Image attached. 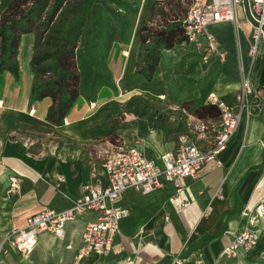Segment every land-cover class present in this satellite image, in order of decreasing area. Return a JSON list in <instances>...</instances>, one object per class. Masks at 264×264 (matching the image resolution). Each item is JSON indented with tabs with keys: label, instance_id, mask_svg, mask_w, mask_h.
<instances>
[{
	"label": "crops",
	"instance_id": "0c3cea01",
	"mask_svg": "<svg viewBox=\"0 0 264 264\" xmlns=\"http://www.w3.org/2000/svg\"><path fill=\"white\" fill-rule=\"evenodd\" d=\"M148 1L133 40L129 41V33L142 13L143 0H137L138 12L130 16L123 39L111 46L107 57L106 71L113 77L106 78L113 81L116 90L101 86L94 102L81 94L60 126L46 120L51 98L31 102L33 33L21 38L19 79L9 71L0 74V264H173L176 255L185 258L186 264H264V221L255 212L264 197V115L242 122L220 154L221 166L209 162L198 178L186 181L183 208L176 206L170 184L149 194L134 188L124 191L118 205L127 208L128 214L107 253L78 257L82 231L96 218L95 212L68 221L62 238L42 233L26 258L10 244L1 248L3 237L24 227L31 215L48 208H69L87 183L105 187L108 178L101 164L109 154L136 146L160 163L163 153H176L183 142L209 149L217 137L218 120L197 117L179 103L190 101L193 109L209 105L210 93L231 103L244 77L264 86L263 47L252 56L251 33L245 29L238 33L230 22L209 27L227 52L225 62L205 70L194 56V47L175 46L161 51L157 73L148 82L135 71L139 30L149 19L155 0ZM157 82L165 89L158 96L170 107L163 129L150 127L146 120L132 124L137 132L140 128L142 134L148 133V153L138 140L130 146H118L104 135L107 139L101 142L94 139L92 131L102 128L103 133L111 125L106 120L114 104L141 92L155 94ZM200 123H205V130L196 128ZM102 150L105 156L100 160ZM252 219L261 232L259 242L234 257L225 255L224 248Z\"/></svg>",
	"mask_w": 264,
	"mask_h": 264
},
{
	"label": "built area",
	"instance_id": "2783aa9c",
	"mask_svg": "<svg viewBox=\"0 0 264 264\" xmlns=\"http://www.w3.org/2000/svg\"><path fill=\"white\" fill-rule=\"evenodd\" d=\"M239 11L243 13V19L238 16ZM244 20L248 21L252 29L250 53L255 56L261 46L264 49V0H196L183 21L186 45L194 47L206 65L213 60L225 62L227 52L209 27L230 22L240 33L244 31ZM207 98L220 110L217 137L209 149L203 150L192 142H183L176 153H163L160 163L150 159L145 151L136 146L109 154L102 162L108 178L105 187L87 183L82 195L69 208H48L31 215L24 227L13 229L3 237L1 248L10 244L26 258L34 251L39 235L51 233L62 238L68 221L78 215L95 212L96 218L88 222L82 231L78 257L103 255L108 252L119 232L121 220L128 214L127 208L118 205V201L123 192L130 188L149 194L170 184L175 190L173 200L176 206L183 208L186 205L183 196L186 181L198 178L202 167L209 162L221 166L220 154L227 149L242 122L253 115H264V86L253 83L249 77L242 79L233 102L228 103L214 93H210ZM196 128L202 131L206 125L200 123ZM255 212L264 221V197L257 204ZM255 222L252 219L247 227L234 236L224 248L225 255L234 257L239 251L249 250L259 242L261 232L255 227ZM173 264H186V260L176 255Z\"/></svg>",
	"mask_w": 264,
	"mask_h": 264
},
{
	"label": "trees",
	"instance_id": "16d2710c",
	"mask_svg": "<svg viewBox=\"0 0 264 264\" xmlns=\"http://www.w3.org/2000/svg\"><path fill=\"white\" fill-rule=\"evenodd\" d=\"M195 2L154 1L149 19L139 30L140 45L135 68L136 73L143 75L148 82L154 80L162 50L187 44L183 21ZM137 12L138 8L129 0H8L0 13V74L9 71L15 79H19L21 38L24 34L33 33L35 41L31 70L34 83L31 102L51 98L52 105L46 120L60 126L81 94L86 95L89 102H94L101 86L108 85L116 90L113 81H109L103 71L107 70L111 46L123 39L130 26V16ZM101 13L112 15L121 26L116 39L104 33L103 22L99 19ZM84 52L91 70L86 87L79 62ZM194 56L205 70L219 64L213 60L206 65L202 63L199 53L194 52ZM164 90L162 82L155 83L156 95ZM189 103L184 101L179 104L197 117L220 121V110L216 104L209 102V105L193 109ZM208 109L212 111L205 114ZM116 127L112 122L102 135L114 142Z\"/></svg>",
	"mask_w": 264,
	"mask_h": 264
},
{
	"label": "rangeland",
	"instance_id": "374dc122",
	"mask_svg": "<svg viewBox=\"0 0 264 264\" xmlns=\"http://www.w3.org/2000/svg\"><path fill=\"white\" fill-rule=\"evenodd\" d=\"M0 13L6 6L8 0H0ZM202 1V0H200ZM133 6L137 7V0H129ZM99 19L103 22V31L106 35H112L113 39H116L118 32L120 31V25L117 23L116 19L112 15L99 14ZM240 19H243V13L241 12ZM141 22V21H140ZM140 24V23H139ZM243 28L248 33L252 32L251 27L248 24L247 20L243 21ZM133 33V30L131 31ZM131 33V34H132ZM115 42V41H114ZM114 44V43H113ZM86 52L84 55L81 54L79 57L80 67L82 71L83 85L86 87L91 76L90 65L88 60L85 58ZM110 71H104L106 77H109L111 74ZM112 76V75H111ZM113 77V76H112ZM134 95V98H130L129 100H125L123 102H119L114 104L110 111L108 112V117L106 123L111 124L115 123L117 126V136H115L114 145H123L130 146L132 144H136L137 140L141 148L149 152L151 149L150 145H148V133L147 134H138L137 129L132 126V123L146 120L145 122L150 127H156L163 129V124L166 118V111L170 109L169 102L165 100L164 97H159L153 93H143ZM189 112V111H188ZM193 116V115H192ZM188 117V116H187ZM189 119H191L189 117ZM178 130V127H175L174 130ZM102 128L92 131V135L94 139H99L101 142L104 140L102 133ZM143 135V136H142ZM101 139V140H100ZM107 139V138H106ZM100 160H102L103 156H105V151L102 150L100 154ZM102 165V164H101ZM11 187V186H10Z\"/></svg>",
	"mask_w": 264,
	"mask_h": 264
},
{
	"label": "bare ground",
	"instance_id": "6f19581e",
	"mask_svg": "<svg viewBox=\"0 0 264 264\" xmlns=\"http://www.w3.org/2000/svg\"><path fill=\"white\" fill-rule=\"evenodd\" d=\"M148 0H143V4H142V7H141V9H142V13H140V15L135 19V21H134V25H133V27H132V30H133V33L132 32H130L129 33V41L131 42L133 39H132V37H133V35H134V33L136 32V29H137V27H138V25H139V23H140V21L142 20V18L144 17V15H145V10H146V7H147V4H148ZM132 33V34H131ZM128 54V53H127ZM250 146V145H249Z\"/></svg>",
	"mask_w": 264,
	"mask_h": 264
}]
</instances>
